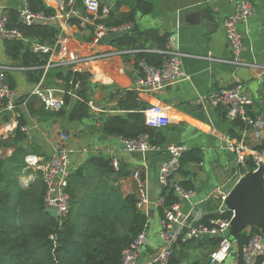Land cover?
<instances>
[{
    "label": "crops",
    "instance_id": "obj_1",
    "mask_svg": "<svg viewBox=\"0 0 264 264\" xmlns=\"http://www.w3.org/2000/svg\"><path fill=\"white\" fill-rule=\"evenodd\" d=\"M25 1L28 0H0V12L8 14L9 20H12L11 12L19 10ZM239 1L101 0L102 5L111 10L108 18L110 17L112 24L133 22V29L127 33L155 31L158 37L173 34L181 50L188 55L183 58L186 77L157 91L136 90L135 80L139 74L138 53L114 55L86 64H60L63 60L74 61L96 51L122 49L124 47L119 45L116 39L127 33L108 35L96 44L93 28H81L78 18L67 23L59 18L54 23L61 27V33L66 38L65 47L60 45L58 49V41L54 45H44L55 47L49 58L55 63L50 67L45 66L39 82L30 80L28 69L8 55L6 39L0 35V62L17 67L8 75L13 79L19 97L18 107L14 112L5 110L0 102V132L8 133V137L0 143V157L8 159L16 151L18 145L14 139L15 122L23 113L30 129L23 143L25 147H32L28 156L33 154L35 157L49 158L60 142L59 133H69L68 145L74 149L70 163V181L73 182L74 188L77 185L79 198L109 189L113 194L120 193L123 197L129 194L139 197L146 181L154 180L156 188L159 187L158 170L168 157V146L186 144L188 151H197L201 159L198 163L186 164L176 177L177 181L191 182L196 190V195L182 204L183 208L201 220L210 215H218L220 200L216 197L217 189L225 186L224 188L231 191L237 181L231 176V167L234 162L238 165V155L229 148L230 142L249 143L253 150L264 148V128L256 129L242 122L243 125L240 120L233 121L227 116L226 106H215L208 102L209 97L221 89L242 83L253 100L250 111L264 116V74H260L256 69L237 67L220 61L232 58L224 22L235 12ZM252 1L256 8L254 14L240 24L244 37L242 57L245 60L264 63V0ZM43 2L53 13H59L56 0ZM75 5L86 14L81 0H77ZM206 8L209 9L214 24L210 26V33L206 38L199 39L196 28L189 20L191 15ZM141 40L138 44L145 42L144 46L136 48L148 50L147 53H157L155 50L162 48L156 39L142 37ZM204 55H210L214 60H209ZM59 67L82 74L84 71L89 73V88L83 90L88 92L89 102H93V105L89 104L91 115L83 121H71L68 115L40 120L29 111V103L33 96H37L35 90L38 87L50 89L58 97H65L64 81L54 74ZM100 73L109 77V80H97L96 77ZM79 88L80 86L72 94L73 102L83 91L78 92ZM127 90H136L140 102L146 106L160 104L164 107L168 122L160 128L165 134V141L159 145V150L146 154L127 152L123 150L120 136L107 135L102 131L104 118L116 114L130 117L131 111H123L118 106L120 96ZM41 105L44 104L37 96L35 106ZM7 116L9 120H6ZM244 154L247 158L250 153L245 151ZM114 156L119 157L121 161L119 170L111 164ZM92 158L98 161L91 162ZM107 161H110V165L106 167ZM26 169H29L28 166L19 176L22 184L32 176ZM137 171H140V181L135 177ZM238 174L241 176L240 172ZM161 220L162 213L156 206L154 213L148 216L149 242L142 255V264H149L161 244ZM213 250L211 246L189 245L180 264H191L195 261L201 264H240L242 256L236 244L230 258L224 263H212L210 256L205 257V252L211 253ZM198 251L200 253H197Z\"/></svg>",
    "mask_w": 264,
    "mask_h": 264
},
{
    "label": "built area",
    "instance_id": "obj_2",
    "mask_svg": "<svg viewBox=\"0 0 264 264\" xmlns=\"http://www.w3.org/2000/svg\"><path fill=\"white\" fill-rule=\"evenodd\" d=\"M76 1L77 0H56L59 9L58 14L47 13L44 10H33L29 0L25 1L18 10L19 22L23 25L30 26L37 23L39 20L52 22L60 18L64 23H67L78 18V23L81 28H93V39L96 44L101 42L108 35L127 33L134 27L133 22L121 24L106 23L105 20L110 15L111 10L109 7L103 6L101 0H81L86 13L85 15L76 7ZM255 10V3L252 0H240L237 3L235 12L226 18L224 27L228 45L232 52V58L228 60L220 59V61L229 62L237 67L256 69L263 75L264 63L245 60L242 57L244 37L240 30V24L248 20L254 14ZM0 35L6 40H26L23 31L17 27H10L9 16L3 12H0ZM65 40L66 38L60 33L57 41L60 43L61 47H65ZM32 46L33 50L36 52H51L55 50L54 46L46 47L38 43ZM155 51L161 55L159 65L152 63L146 57H142L138 60L139 74L135 80L137 91L163 90L186 77L183 68V58L188 55L179 47L175 35H168L165 45ZM141 52L147 53L148 50L122 48L105 52L96 51L74 61L63 60L60 64L64 66H69L75 62L86 64L114 55ZM205 58L214 60L210 55L205 56ZM54 63V61L49 60L46 66L50 67L54 65ZM16 68V66L0 62V102L5 110L12 112L16 111L18 107L19 97L17 90L8 82V73ZM96 78L99 80V76ZM79 86L80 83H76L74 89L69 91V93L74 94ZM35 94L48 110L59 111L65 105L64 97L56 96L50 89L38 87L35 90ZM208 102L215 106H226L227 116L233 121L240 120L245 125L252 126L256 129L264 128V116L250 111L249 107L253 104V100L245 91L242 83H238L233 87L221 89L217 93L211 95ZM89 104L93 105V102H89ZM144 118L145 123L154 128H161L168 122L166 111L160 104L147 106ZM17 126L18 121L15 122V127ZM22 130L25 133H29L30 131L27 125H24ZM7 137V132H0V143ZM59 138L60 142L49 158L43 159L33 156L26 158V163L27 166L32 168L35 172H42L45 185V207L46 209L56 210L60 222H62L69 215L71 210L72 194L69 189L70 163L74 149L68 145L70 140L69 133L62 131L59 133ZM120 139L123 144V150L127 152H141L146 154L150 151H157L160 148L159 145L151 143L150 136L147 133L137 137H120ZM229 148L234 150L238 155V167L239 165H245V151H249L250 154H253L255 170L264 165V148L253 153L251 145L246 142H240L238 144L230 142ZM187 151L188 146L186 144H172L168 146V157L158 170L159 187L162 188V190H173L178 200L170 205H165L164 197L162 195L157 197L156 206L163 207L159 234L161 244L156 249L149 264H171L174 251L180 242L220 236V234L230 226L233 212L226 206V199L230 190L224 188L225 186L219 187L216 191V197L220 200V206L218 208V214L221 215L220 218L205 222L198 217H194L191 212L184 210L182 204L196 195V190L194 188H188L181 181L176 180L177 175L182 169V157ZM120 162L119 157L114 156L111 164L116 170H119ZM135 177L140 181V171L135 173ZM143 186L136 207L138 210L144 211L148 215V201L143 192ZM227 210L232 212L230 218L225 215ZM254 227L256 226H249L245 230L251 236L240 249L244 264H264V235L258 227L259 230L254 231ZM51 238L54 239V236H51ZM148 242L149 225L147 223L126 248L122 264H142L140 260ZM235 244L233 239L224 237L218 246L210 253V261L212 263H224L228 259Z\"/></svg>",
    "mask_w": 264,
    "mask_h": 264
},
{
    "label": "trees",
    "instance_id": "obj_3",
    "mask_svg": "<svg viewBox=\"0 0 264 264\" xmlns=\"http://www.w3.org/2000/svg\"><path fill=\"white\" fill-rule=\"evenodd\" d=\"M29 2L33 10H44L54 14L43 0H29ZM11 16L10 27H17L23 31L26 40H6L7 53L22 67L29 68L27 74L30 80L39 82L51 53L36 52L32 45L34 42L41 45H54L61 33V27L53 22L23 25L19 22L18 10L12 11ZM109 18L105 21L112 24ZM156 34L155 31L146 33L136 31L127 33L117 38L116 41L124 48H136L144 46L145 42L138 43L142 37H146L156 39L163 47L167 35L158 37ZM142 57L148 58L156 65H159L161 61V55L158 53L141 52L137 54L138 60ZM54 74L65 84L64 107L59 111L48 110L44 105L36 107L37 96H33L29 103L31 115L40 120L68 115L71 121H83L89 117L91 113L88 92L81 91L75 102H73L72 94L69 93L74 89L75 84L81 81L82 73L59 67L56 68ZM8 82L15 87L9 75ZM144 105L145 103L140 102L136 90L125 91L120 96L118 104L121 110L127 112L140 110ZM6 120H9L8 116ZM24 125H27V122L21 113L14 136L18 147L10 158L0 157V264H122L126 248L148 223V215L136 207L139 200L138 195L129 194L123 197L120 193L113 194L109 189L106 190L107 192L79 198L77 185L74 188L73 182L70 181L71 210L69 215L60 222V219L50 215L45 207V185L43 178L38 177L39 173L42 177V172H35L36 176L26 183L22 184L20 181L19 176L27 166L25 158L29 154L28 148L23 144L27 139V134L22 130ZM101 129L107 135L120 137H137L147 133L151 143L155 145H161L165 141V134L160 128L148 126L145 119L140 117L111 115L103 119ZM259 150L260 148L254 149L253 153ZM200 159L197 151H187L182 157V169L186 164L200 162ZM90 161L97 162L98 159L92 158ZM109 165L110 161H107L106 167ZM238 170L243 174L255 170L253 154L247 156L245 165H239ZM182 183L188 188H193L189 181H182ZM162 196L165 205L178 200L173 190H163ZM158 210L163 214L162 206H158ZM225 215L230 218L232 212L227 210ZM220 217L219 214L210 215L203 221L209 222L211 219ZM258 230L254 227V231ZM51 236H54V239ZM250 236L244 230L236 238L239 250L250 239ZM221 240L222 238L218 235L180 242L174 251L171 264L181 263L185 257V249L189 245L211 246L215 249ZM210 251L204 253L205 257L210 256ZM191 264L201 263L195 261ZM240 264H244L242 258Z\"/></svg>",
    "mask_w": 264,
    "mask_h": 264
},
{
    "label": "water",
    "instance_id": "obj_4",
    "mask_svg": "<svg viewBox=\"0 0 264 264\" xmlns=\"http://www.w3.org/2000/svg\"><path fill=\"white\" fill-rule=\"evenodd\" d=\"M189 21L196 28V35L199 39H205L210 33V26L212 27L214 24L213 17L207 8L191 15ZM52 22L54 23V21ZM59 47L60 43L57 45L58 49ZM88 77L89 73L84 71L78 92L89 88ZM146 109L147 106L144 105L140 110L131 111L129 116L144 118ZM238 173V165L234 162L231 167V176L237 181L226 199V206L233 212V216L230 226L220 234L222 239L229 237L235 243L236 238L249 226L258 227L264 235V165L242 176H239ZM143 192L148 201V216H151L155 211L157 197L162 195L163 190L160 187L156 188L155 181L150 179L144 184ZM47 212L53 217L59 218L56 210L47 209Z\"/></svg>",
    "mask_w": 264,
    "mask_h": 264
},
{
    "label": "rangeland",
    "instance_id": "obj_5",
    "mask_svg": "<svg viewBox=\"0 0 264 264\" xmlns=\"http://www.w3.org/2000/svg\"><path fill=\"white\" fill-rule=\"evenodd\" d=\"M10 137L13 138L12 136H10ZM27 148H28V149H27L28 151H31V150H32V147H30V148L27 147ZM30 157H33V154H30L29 156H28V155L26 156V158H30ZM26 158H25V159H26ZM32 162H33V161H32ZM28 168H29V167H28ZM26 171H29V172L32 173V176L28 178V181H29L31 178H33L34 176H36V173H35V171H34L32 168L26 169ZM37 173H38V172H37ZM240 173H241V176L244 175L242 172H240ZM246 173H247V172H246ZM38 177H39V178H43V177H41V174H40V173H39V176H38ZM37 179H38V178H37ZM232 184H233V183H232ZM194 253H196V252H194ZM197 253H200V251H198ZM197 255H198V254H197ZM230 255H231V253H230ZM230 255H229L228 259L230 258ZM228 259H227V260H228ZM227 260H226V261H227ZM141 261H142V257H141L140 262H141ZM226 261H225V262H226Z\"/></svg>",
    "mask_w": 264,
    "mask_h": 264
},
{
    "label": "bare ground",
    "instance_id": "obj_6",
    "mask_svg": "<svg viewBox=\"0 0 264 264\" xmlns=\"http://www.w3.org/2000/svg\"><path fill=\"white\" fill-rule=\"evenodd\" d=\"M100 79L109 80V77L102 75L101 73L98 74Z\"/></svg>",
    "mask_w": 264,
    "mask_h": 264
}]
</instances>
